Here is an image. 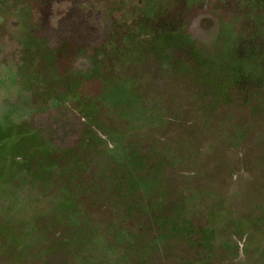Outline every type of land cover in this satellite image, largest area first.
I'll return each instance as SVG.
<instances>
[{"label": "rangeland", "instance_id": "1", "mask_svg": "<svg viewBox=\"0 0 264 264\" xmlns=\"http://www.w3.org/2000/svg\"><path fill=\"white\" fill-rule=\"evenodd\" d=\"M135 1L0 0V264H264V86L229 50L264 2ZM155 168L181 192L141 214Z\"/></svg>", "mask_w": 264, "mask_h": 264}, {"label": "trees", "instance_id": "2", "mask_svg": "<svg viewBox=\"0 0 264 264\" xmlns=\"http://www.w3.org/2000/svg\"><path fill=\"white\" fill-rule=\"evenodd\" d=\"M257 12H263L262 9H257ZM264 18L259 17V20L257 19V22L259 21L260 23L263 22ZM262 27H264V23L262 24ZM247 30V27L245 26V28ZM256 32V33H255ZM253 33L256 34V36L258 35V32H260L259 34H261V36L259 38H257V43L260 44L259 46L255 45L253 46L251 49L248 48L249 46V42L247 41V45L245 44V40H243V38H239L238 40V44L240 45V47L237 48L236 52L238 53V58L239 61H241L242 65L244 66L243 68V72L241 74L243 75H248L249 77H251L253 79V76H259L260 77V81H258L256 84L258 86H264V65L262 64V62L259 63V61L264 59V37H263V31L261 29L257 28V31H255ZM247 47L245 49H241V47ZM242 78L246 77L243 76ZM237 76V75H236ZM239 78H241L239 76ZM251 79V80H252ZM157 167V164L156 166ZM155 174H153V177H151V180H143L146 179V176H140L139 180H138V188H136V191L138 190V201L134 202V200L131 202V199L127 201V199H129V197L133 196V192L134 190H132L133 185H134V179L132 177V175H125L122 177L123 180L118 179V182H124L125 183V192L123 193V196L120 198V204H118V206L123 207L124 204L129 203L128 205H132L133 208H136L141 214L142 213H146L147 215H150L151 213L154 214L155 212H157L160 209H165L168 205H169V198L172 195H177V191L181 192L179 188H181V186H178L177 184L175 185L172 181V178L170 175L169 181L167 180V182L164 184H161L160 186V174L157 172V169H154ZM151 174V173H150ZM152 175V174H151ZM145 177V178H144ZM157 181H158V187L161 188L162 193L165 194V198L166 200H164L163 202L159 203L158 200V196L159 194L157 193H147L146 192V188L149 186L150 183H152L154 186L157 185ZM176 183H178L177 180H175ZM150 182V183H149ZM127 186V187H126ZM163 187V188H162ZM185 189H187V187H184ZM184 189V190H185ZM94 192V190H93ZM121 193V191H119ZM93 194V193H92ZM120 195V194H119ZM100 193L98 196L94 195L95 201L100 199ZM92 195H90L89 198H91ZM127 201V203H126ZM91 202V200H90ZM119 207V208H121ZM124 208V207H123ZM145 214V217L147 216ZM149 219V218H146ZM144 221V219H143ZM144 225L140 226L139 231L135 233L136 237L138 238H144L143 236H146V229H144ZM110 234H113L114 231L111 230L109 231Z\"/></svg>", "mask_w": 264, "mask_h": 264}, {"label": "flooded vegetation", "instance_id": "3", "mask_svg": "<svg viewBox=\"0 0 264 264\" xmlns=\"http://www.w3.org/2000/svg\"><path fill=\"white\" fill-rule=\"evenodd\" d=\"M147 1L148 0H139L138 2L135 1L134 4H135V6H137V4H139L137 7L139 9L142 8V10H144V12H145L144 15L146 16V18L149 19L148 16H150L151 11H153V7H155V5L152 2L148 3ZM169 1H171V0H169ZM258 1L259 0H256V1L254 0L253 2H256L257 5H259V3H261V2H264V0H261V2H258ZM6 7H7L6 5L4 7L0 6V12H2V14H5V13L8 14L9 13V10H6ZM161 8L162 7L160 5L158 9L161 10ZM257 9H259V8H257L255 6V4H250L249 9H247L246 12H244V10L240 11V7H238V12H237V14L235 13V15L237 17L241 18L242 24L244 25V26H242L243 29H244L245 26L247 27L246 31H247V36L248 37L246 38L247 40H245V41L249 42L248 48H250V49L253 46H255V45H257V46L260 45L256 41L257 38H259L261 36V34H259L260 32H258V35L256 36V34H255L256 32L255 31H257V28L261 29L263 31L262 34H263V37H264V27H262V24L264 23V20L261 23L259 21L257 22V19L259 20V17L264 18V11L263 12H257ZM19 12L20 13H18L17 18H18V20H20L21 25L24 23L23 19H25L26 22H28L26 16H28L30 14L29 6L28 5L25 6V7L23 6V8L20 9ZM22 16H24L25 18H22ZM122 18H124V17H122ZM41 19H42V17L40 18V22H41ZM120 20L123 21L124 19H120ZM217 21H218V25H219L218 41H220V43H219L220 46H221V47L219 46L220 50H219V47L210 49V48H208L209 46H207L206 48H208L209 50L216 49L218 52H220L221 48L224 49L225 46L226 47L228 46L227 43L229 42V38L228 37L225 38V32L226 31L224 29V25H223V22H222V16L218 17ZM116 24H118V23H116ZM120 24H121V22L119 21V25ZM123 24H125L124 21H123ZM34 26L35 25H33L32 22H31V25L27 24L26 27L22 26V32H25V34L30 35L31 32L28 31V30L34 29ZM111 29H113L112 26H111ZM253 32H255V33H253ZM224 39H225V42H224V45H223ZM238 40H239L238 38L236 40L234 39L233 40V45L232 46L230 45V49L229 50L233 51V53H234L233 56L234 55L238 56V53L236 52L237 48L240 47V45L238 44ZM263 46H264V43H263ZM245 48H247V47H245V46L241 47L242 50L245 49ZM45 49H47V48L45 47ZM216 50H214V51H216ZM262 61H263L262 64L264 65V59L259 61V63L262 62ZM263 74H264V71H263ZM250 79H252V78L250 77ZM259 79H260V77L255 75V76H253V79L251 80V81H253V83H255L256 87H259L256 84L258 81H260Z\"/></svg>", "mask_w": 264, "mask_h": 264}]
</instances>
